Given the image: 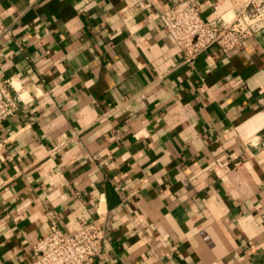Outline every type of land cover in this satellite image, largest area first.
I'll list each match as a JSON object with an SVG mask.
<instances>
[{
    "label": "crops",
    "instance_id": "1",
    "mask_svg": "<svg viewBox=\"0 0 264 264\" xmlns=\"http://www.w3.org/2000/svg\"><path fill=\"white\" fill-rule=\"evenodd\" d=\"M178 0H0V264L50 214L96 221L95 264H264V29L193 65L154 17ZM231 18L245 0H197ZM65 144L60 151H53Z\"/></svg>",
    "mask_w": 264,
    "mask_h": 264
},
{
    "label": "built area",
    "instance_id": "2",
    "mask_svg": "<svg viewBox=\"0 0 264 264\" xmlns=\"http://www.w3.org/2000/svg\"><path fill=\"white\" fill-rule=\"evenodd\" d=\"M154 17L162 32L180 49L185 63L193 65L212 46L230 53L243 48L246 41L264 29V0H245L230 18H203L197 0H178ZM20 94L11 80L0 81V124L15 117L20 108ZM264 145V135L261 136ZM65 144L53 151H60ZM49 232L33 246V264H95L102 255L105 235L93 221L73 235H66L57 218L50 214Z\"/></svg>",
    "mask_w": 264,
    "mask_h": 264
}]
</instances>
